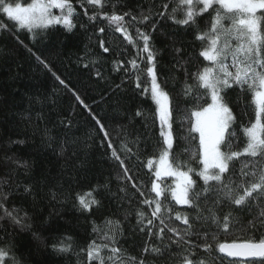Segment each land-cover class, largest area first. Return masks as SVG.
Instances as JSON below:
<instances>
[{
	"label": "trees",
	"instance_id": "1",
	"mask_svg": "<svg viewBox=\"0 0 264 264\" xmlns=\"http://www.w3.org/2000/svg\"><path fill=\"white\" fill-rule=\"evenodd\" d=\"M30 1L9 0L25 5ZM167 2L169 0H111L103 11L110 13L115 5L117 14L129 10L137 15L148 14L155 10L153 5ZM72 3L79 20L71 32L61 25L34 31L20 29L0 12V24L7 26L0 29V191L9 193L8 206L18 209L29 225L21 228L6 219L0 220V247L10 245L23 264H81L82 261L87 264L86 251L80 249H87L92 240L100 242L98 235L107 225L106 218H111L122 222L123 236L118 246L125 249L127 255L137 260L143 255L146 264H175L178 257L174 255L166 253L160 258L150 252L143 254L146 241L151 244L157 241L149 239L147 231L141 232L137 225L136 210L143 209L149 216L150 211L140 204L142 198L138 193L133 195L132 183L142 181L143 190L149 193L151 174L144 165L153 156V146L159 138L158 122L154 124L151 116L155 105L150 98L141 95L150 80L145 72L141 89H137L134 74L125 71L131 69L128 61L136 57L133 46L111 29L99 33V27L106 26L107 22H90L84 12L91 15L95 9L82 7L81 0H72ZM210 19L207 13L198 18L200 27L209 26ZM155 22L153 17L150 23L138 26L151 32ZM81 23L85 27H80ZM130 31L134 35V29ZM151 34L152 44L159 53V82L170 93L173 105L176 139L172 151L186 161L189 157L185 149L194 148L187 139L186 110L192 105L182 92L185 72L173 67L181 59L174 48L184 49L183 59L191 56L186 65L189 73L207 62L198 57L201 45L191 28L164 19ZM101 40L106 41L109 53L101 49ZM114 42H118V48L112 47ZM117 60L124 65L120 71L115 70ZM141 67L146 68V62L141 63ZM97 71L101 76L96 75ZM56 76L63 79L67 87L61 85ZM73 92L84 100L91 114L76 101ZM228 98L236 117L234 127L240 133L241 125L255 120L251 94H242L236 87L228 90ZM138 110L145 116H136ZM93 114L103 123L113 145L125 159L132 180L120 179L123 171L112 159ZM240 136L233 150L243 147L242 133ZM122 143L131 146L134 152L138 148L140 159L133 156L129 160L121 150ZM249 159L242 156L235 161L234 170L239 171L242 163ZM193 178L203 184L199 177L194 175ZM167 182L171 183V179ZM121 187L127 189V195L120 191ZM90 191L99 204L85 212L80 209L77 196ZM170 204L171 224L183 229L185 226L174 219L175 212L193 210L174 201ZM241 219L246 224L248 217ZM94 226L100 229L99 234L93 231ZM230 231L227 241L223 234L219 236L220 242L246 237L251 232L250 229L242 232L240 224ZM262 234L264 229L254 233L257 238ZM170 235L165 233L166 237ZM61 240L72 245L68 252L53 249L52 245H59ZM171 251L180 250L173 246ZM197 252L201 257L207 255L199 249ZM104 254L108 255L106 250ZM223 264H229V258H224Z\"/></svg>",
	"mask_w": 264,
	"mask_h": 264
},
{
	"label": "snow or ice",
	"instance_id": "2",
	"mask_svg": "<svg viewBox=\"0 0 264 264\" xmlns=\"http://www.w3.org/2000/svg\"><path fill=\"white\" fill-rule=\"evenodd\" d=\"M110 3L111 0H81L82 7L95 9L91 15L84 12L90 22H107L106 26L99 27V33L104 34L106 28L120 33L136 50V57L128 61L131 69L125 71L134 74L137 89H141V80L146 72L150 87H143L141 95L150 98L155 105L151 116L153 123L158 122L159 126V138L153 146L155 152L144 165L151 174L149 193L143 190L142 181L140 184L132 183L135 189L133 195L138 193L142 198L140 204L150 211L149 216L143 209L136 210L137 225L141 232L147 231L149 239L157 241L155 244L146 241L143 254L150 252L160 258L166 253L174 255L178 257L175 264H223L224 258H229V264H264V234L259 238L254 235L264 229V0H169L153 5L154 11L140 15L131 10L117 14L115 5L110 13L103 11ZM53 10H59V14ZM0 12L18 24L20 29L29 31L62 25L71 32L79 20L72 0H31L26 5L0 0ZM206 13L211 16L210 24L202 29L198 18ZM126 17L129 19L126 20ZM153 17L156 22L152 23L151 32H155L164 19L191 28L195 40L201 45L198 57L207 62L201 64L197 71L189 73L186 65L191 56L183 59L184 49L174 48L181 59L173 67L185 72L182 92L192 105L186 110L189 123L187 139L194 148L185 149L189 157L186 161L172 151L176 139L173 105L170 93L159 82V53L152 44L151 32L138 26L150 23ZM6 27L0 24V29ZM80 27L85 25L81 23ZM130 29H134V35ZM105 44L106 41L101 40L100 47L104 53H109L110 48ZM112 47L118 48V42H114ZM143 62H146V68L141 67ZM40 63L48 68L42 59ZM114 64L116 71L124 67L119 60ZM96 75L99 77L101 73L97 71ZM55 78L67 87L63 79L59 76ZM236 87L242 94H251L250 103L255 112L254 122L241 125L244 143L240 150H233L234 143L241 136L234 127L236 117L228 98V90ZM73 95L81 106L88 109L78 94L73 92ZM136 116L144 117L145 113L138 110ZM92 118L103 133V140L107 141L112 159L119 163L123 171L120 179L132 180L130 169L113 145L105 126L94 114ZM121 150L129 160L133 156L140 159L138 148L134 152L131 146L122 143ZM242 156L250 159L242 163L239 171H235L234 162ZM194 175L199 177L202 185L197 183ZM169 179L171 183L167 182ZM25 191L28 189L25 188ZM120 191L127 195V189L121 187ZM8 200L9 193L0 191V220L6 219L21 228L29 227L24 222L26 217L21 216L18 209L10 208ZM77 200L80 209L85 212H90L94 205L99 204L91 191L78 195ZM170 201L193 210L191 213L175 212L174 219L185 226L183 229L171 224ZM244 216L248 217L246 224L241 219ZM106 220L102 234H99L100 229L93 228L99 234L100 242L92 240L87 249H80L81 252L86 251L87 264H93V261L96 264H146L143 255L137 260L118 246L123 236L122 222L111 218ZM237 224L241 225L242 232H249V229L251 232L246 237L220 242L219 236L223 234L227 241L230 230ZM166 232L171 235L166 237ZM173 246L180 251L173 253ZM52 247L59 252H68L72 245L61 240L59 245L54 243ZM197 249L207 255L199 256ZM105 250L108 255L104 254ZM0 264L23 262L12 247L6 245L0 247Z\"/></svg>",
	"mask_w": 264,
	"mask_h": 264
},
{
	"label": "rangeland",
	"instance_id": "3",
	"mask_svg": "<svg viewBox=\"0 0 264 264\" xmlns=\"http://www.w3.org/2000/svg\"><path fill=\"white\" fill-rule=\"evenodd\" d=\"M30 2H31V1H30ZM30 2H29V3H30ZM53 11H54L55 14H59V10H53ZM5 16H6V14H5ZM6 17H7V16H6ZM12 22H14V21H12ZM14 23H15V22H14ZM15 24H16V23H15ZM16 26L19 27L18 24H16ZM55 26H56V25H55ZM61 26H62V25H61ZM49 27H51V26H49ZM26 30H27V29H26ZM34 30H35V29H34ZM34 30H32V31H34ZM28 31H29V30H28ZM229 62H230V61H229ZM148 87H150V82H149V86H148Z\"/></svg>",
	"mask_w": 264,
	"mask_h": 264
},
{
	"label": "water",
	"instance_id": "4",
	"mask_svg": "<svg viewBox=\"0 0 264 264\" xmlns=\"http://www.w3.org/2000/svg\"><path fill=\"white\" fill-rule=\"evenodd\" d=\"M228 259V258H227Z\"/></svg>",
	"mask_w": 264,
	"mask_h": 264
}]
</instances>
